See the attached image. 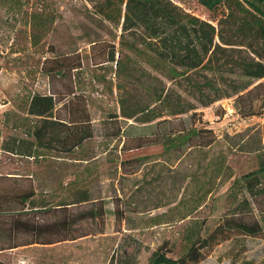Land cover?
<instances>
[{
    "label": "rangeland",
    "instance_id": "374dc122",
    "mask_svg": "<svg viewBox=\"0 0 264 264\" xmlns=\"http://www.w3.org/2000/svg\"><path fill=\"white\" fill-rule=\"evenodd\" d=\"M96 1L23 0L20 11L0 1V264H153L161 253L178 259L193 227L205 237L218 226L222 233L196 264H264V184L255 196L230 188L264 157V110L242 117L233 108L234 93L248 87L239 63L258 59L216 41L218 48L189 80H166L149 68L143 46L97 14ZM174 1L217 28L214 14L195 0ZM151 84L164 90L161 103L145 90ZM33 94L53 95L60 119L69 102L85 109L92 139L69 153L52 144L37 149L35 158L20 154L27 144L17 139L33 141L28 133L38 124L26 114ZM250 99L264 100V89ZM143 108L150 112L123 117ZM173 118L178 121L156 124ZM192 126L211 130L214 143L169 153L160 144L122 150L138 137ZM225 166L229 180L218 175ZM27 193L47 210L23 203ZM84 194L88 201L77 203ZM93 209L102 216L92 218ZM63 218L71 226L56 237L69 240L27 244L28 222ZM235 221H257L260 232L245 236Z\"/></svg>",
    "mask_w": 264,
    "mask_h": 264
},
{
    "label": "trees",
    "instance_id": "16d2710c",
    "mask_svg": "<svg viewBox=\"0 0 264 264\" xmlns=\"http://www.w3.org/2000/svg\"><path fill=\"white\" fill-rule=\"evenodd\" d=\"M7 5L9 11H20L23 0H0ZM5 1V2H4ZM207 12L214 14L217 28L209 22L202 21L198 17L187 13L179 7L174 0H97L94 4L95 11L104 20L120 26L121 35H131L134 43L143 46L142 55L152 71L158 73L169 81L178 79L189 80V74L201 70L207 57L215 52L218 45L244 47L258 60H242L238 67L240 76L248 83V87L234 93V110L242 117H251L264 110V100L250 99L252 93L264 89V0H195ZM42 12V9H41ZM39 14L31 13L32 17ZM230 32V35L227 34ZM129 49H136L133 44ZM108 61L114 62V57ZM50 74V71L47 72ZM154 99V104L161 103L164 90L152 84L144 87ZM59 101L53 95L33 94L27 101L26 114L38 120V124L28 134L33 141L17 139V144H27L20 154L35 158L37 149L49 150L52 144L59 146L60 151L69 153L78 150L93 137V129L88 113L83 108H78L69 102L67 105V117L57 118L55 111ZM148 108L140 109L135 114L123 115L126 119H133L137 114L149 113ZM196 113L187 115L192 121ZM177 118L165 119L159 123H173ZM178 121V120H177ZM183 122V121H179ZM211 130L205 128L190 127L180 129L178 132L171 128L170 133L156 135L154 137H138L132 147H126L123 143L122 150L142 148L147 145L160 144L164 153L176 151L184 146L191 149L209 148L214 143ZM4 150L15 152L11 147H3ZM258 151V150H257ZM219 169V174L226 173L225 180H229L231 173ZM264 184V157L256 170L243 174L234 179L230 188L238 187L249 196H255V190ZM34 196L27 193L22 198L23 203H31L33 211L44 213L45 205H37L29 201ZM236 198V196L234 197ZM88 201L85 194L80 202ZM246 200L244 199L243 202ZM242 202V201H241ZM244 204V203H243ZM62 206L66 205L61 204ZM240 206V205H239ZM91 213L92 218L101 217L96 209ZM89 212H92L89 211ZM19 221H17L18 224ZM241 234L254 237L260 232L257 221L251 224L235 221ZM31 226V239L27 244H51L69 240L65 232L71 225L68 219L52 222H28ZM58 228V233H52ZM224 228L218 226L207 236H201L198 227L190 229L184 240L187 243L186 251L178 258L171 259L161 253L153 261V264H196L204 257L203 248L216 241L217 236ZM225 239V237L223 238ZM73 240V239H70ZM15 248L8 247V249ZM3 249L0 248V251Z\"/></svg>",
    "mask_w": 264,
    "mask_h": 264
}]
</instances>
